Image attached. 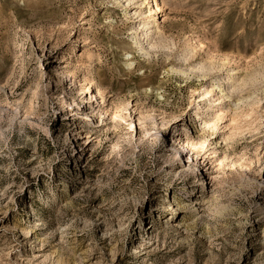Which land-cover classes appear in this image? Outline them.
<instances>
[{
	"label": "rangeland",
	"instance_id": "1",
	"mask_svg": "<svg viewBox=\"0 0 264 264\" xmlns=\"http://www.w3.org/2000/svg\"><path fill=\"white\" fill-rule=\"evenodd\" d=\"M153 2L0 0V264H264V0Z\"/></svg>",
	"mask_w": 264,
	"mask_h": 264
},
{
	"label": "bare ground",
	"instance_id": "2",
	"mask_svg": "<svg viewBox=\"0 0 264 264\" xmlns=\"http://www.w3.org/2000/svg\"><path fill=\"white\" fill-rule=\"evenodd\" d=\"M151 1H153V0H151ZM153 3L154 4H152V5H155L154 7L157 8L158 7V3L156 2V0H154ZM156 8H153V7L149 6L147 12L148 13H151L153 11V9L155 10ZM125 14L126 15L127 14L129 15V12L127 11ZM156 26H158V25L156 24V20L154 19V20H152L151 24L145 29V31H143L141 33H135L134 36H133V38H132L133 46L137 49V51L141 52L145 56H150V51L148 50V48H151L152 50H153V48H155L154 43L151 42V32H152V30L155 29L154 27H156ZM152 28H154V29H152ZM148 30H149V32H148V34H146V32ZM144 43L146 45H148L149 47H146L144 45ZM130 64H132V61H129L128 62V65H130ZM230 72L231 73H228L227 74L226 82H231V80L233 79V70L230 71ZM252 77H253V75H252ZM251 78L249 77V79H251ZM255 78H253L252 80L254 81ZM220 79H221V77L220 76H217L214 81L210 82L209 86L207 88H205L204 91H203V93H202V96H201L202 98L201 99L209 98V104H208V106L206 108V111L207 112H211L215 108V106H216L215 100H217V99L220 100L221 99V100L224 101L226 98H230V96L226 92L225 86L223 87L222 84L219 83L221 81ZM249 79H247V80H249ZM219 84H221V85H219ZM216 88L219 89L220 95L217 96V99H214V98H211V95H212V92L214 91V89H216ZM244 98L245 97L240 96L238 99L239 100H243ZM246 99H250L249 100L250 102L248 101V104L249 103L251 104V102H253L255 104V103H258L261 98H259L255 93L252 92L251 94H247ZM241 102H243V101H241ZM0 111H1V108H0ZM174 141H176V140L174 139ZM178 144L181 145V146L184 145L187 148L190 147L191 149H193L195 147L194 143L192 141H190L189 139H187V140L182 139V141L179 140L178 141ZM240 166H242V165L240 164Z\"/></svg>",
	"mask_w": 264,
	"mask_h": 264
}]
</instances>
